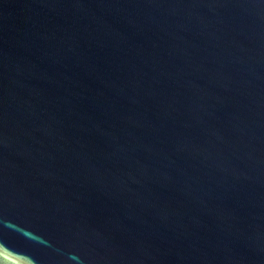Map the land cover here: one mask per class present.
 I'll return each instance as SVG.
<instances>
[{"label":"water","instance_id":"1","mask_svg":"<svg viewBox=\"0 0 264 264\" xmlns=\"http://www.w3.org/2000/svg\"><path fill=\"white\" fill-rule=\"evenodd\" d=\"M0 264H264V0H0Z\"/></svg>","mask_w":264,"mask_h":264}]
</instances>
